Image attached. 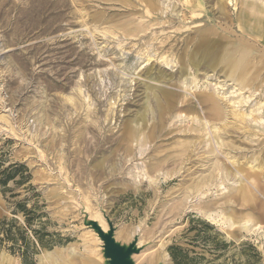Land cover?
Segmentation results:
<instances>
[{
  "label": "rangeland",
  "instance_id": "1",
  "mask_svg": "<svg viewBox=\"0 0 264 264\" xmlns=\"http://www.w3.org/2000/svg\"><path fill=\"white\" fill-rule=\"evenodd\" d=\"M153 2L0 0V159L30 176L0 187V259L102 264L84 209L139 235L137 264H264V0Z\"/></svg>",
  "mask_w": 264,
  "mask_h": 264
},
{
  "label": "trees",
  "instance_id": "2",
  "mask_svg": "<svg viewBox=\"0 0 264 264\" xmlns=\"http://www.w3.org/2000/svg\"><path fill=\"white\" fill-rule=\"evenodd\" d=\"M2 163L3 161L0 159V187L2 188L3 192L6 193L9 189L7 188L8 181L14 179L17 175H19V180L16 181V185H25L29 183L30 181V176L27 173V168L24 165H18V164H12L7 168H2ZM28 192H30V197L25 199L23 202L18 203L16 205V213H20L23 215L25 219V223L27 227H30L32 222L36 219L39 222L42 221V218L46 217L45 213H42V208L44 206H41L39 203V194L36 192L35 188L32 185H28L26 187ZM30 200H33V205L29 209L27 207V204ZM6 220L0 219V250H1V243H2V238L1 235L3 233L2 228L5 226ZM10 227L4 231V236L5 239L10 240V241H15V233L13 231H16V234H22V230L19 227L15 228V221L9 222ZM34 236H36V242L39 245V247H44V248H52L55 244H61L60 241H52V240H45L44 238V233L41 232H35L34 231ZM29 246L26 245V253L24 255V260L28 261L30 258V254L34 253L35 251L38 250V246L35 244L32 246V251H29ZM30 253V254H28ZM171 257L173 258L174 261L177 262V256L176 253L171 249ZM31 264L32 260H31Z\"/></svg>",
  "mask_w": 264,
  "mask_h": 264
},
{
  "label": "water",
  "instance_id": "3",
  "mask_svg": "<svg viewBox=\"0 0 264 264\" xmlns=\"http://www.w3.org/2000/svg\"><path fill=\"white\" fill-rule=\"evenodd\" d=\"M101 213L107 225L106 229L102 227L99 221L91 219L84 209L81 210L83 225L93 230L102 241V264H137L134 255L143 250L138 245L139 235L136 234L129 243L118 241L115 236L116 227L111 218L103 210H101ZM157 264H164V262L159 261Z\"/></svg>",
  "mask_w": 264,
  "mask_h": 264
},
{
  "label": "bare ground",
  "instance_id": "4",
  "mask_svg": "<svg viewBox=\"0 0 264 264\" xmlns=\"http://www.w3.org/2000/svg\"><path fill=\"white\" fill-rule=\"evenodd\" d=\"M146 4L147 5H149L150 7H154V2H153V0H146ZM243 20H245V17H242V22H244ZM257 21V20H256ZM255 21V22H256ZM142 22H143V20H142ZM143 24V23H142ZM155 26V25H154ZM176 27V26H175ZM213 27V26H212ZM141 31V30H140ZM203 31V30H202ZM216 34V33H215ZM115 36V35H114ZM218 39H220V38H218ZM222 39V38H221ZM145 41H146V39H145ZM224 41V40H223ZM157 42V41H156ZM221 42V41H220ZM248 48V47H247ZM249 57V56H248ZM157 59V58H156ZM234 67V70L238 67H236V65H234L233 66ZM231 75V74H230ZM230 77V76H229ZM232 100V99H231ZM247 100V99H246ZM152 101V100H151ZM238 110V109H237ZM214 113H215V117H220V115L216 112V109L214 110ZM229 115H230V118L231 119H233V121L235 122V123H241V122H244L245 121V116L243 115V114H240V113H236V112H233L232 114H231V111L229 112ZM168 116V115H167ZM229 119V118H228ZM232 123V122H231ZM222 126L223 127H227L228 126V124H227V122H223V124H222ZM215 127V126H214ZM244 128V127H243ZM212 129V128H211ZM214 129V128H213ZM218 129L220 130V127H218ZM217 129V130H218ZM221 131V130H220ZM225 132H227V131H225ZM208 133V132H207ZM217 135L215 134V133H213V139H216L217 137H216ZM203 137H204V135H203ZM210 137H211V134H210ZM209 137V138H210ZM201 139V138H200ZM212 139V140H213ZM211 140V139H210ZM202 141V140H201ZM188 145V144H187ZM197 145V144H196ZM199 146V145H198ZM192 149V148H191ZM186 154V153H185ZM187 158V157H186ZM196 161V160H195ZM215 178L213 177V174L212 173H209V174H207V175H205V176H203L199 181H196V182H194V183H192V185H191V187H189L187 190H186V196L187 197H190V196H192L193 194H196V193H198V192H202V190L205 188V187H207V186H209L212 182H213V180H214ZM188 210V209H187ZM198 210V209H197ZM98 213V212H97ZM204 214V216L206 217V218H210L209 217V215L207 214V213H203ZM95 215V214H94ZM100 215V214H99ZM93 216V215H92ZM102 216V215H101ZM94 217V216H93ZM100 217V216H99ZM212 217V216H211ZM97 218H98V216H97ZM103 220V219H102ZM99 221H101L100 219H99ZM104 221V220H103ZM212 222V221H211ZM101 223V222H100ZM104 223V222H103ZM102 225V227L104 228V229H106V225H104V224H101ZM44 259L45 260H47V262H49L50 263V260L52 261L51 263H54L55 261H56V259H55V261H53L52 260V257L51 256H48V255H45L44 256ZM71 259V258H70ZM69 259V260H70ZM0 264H13L10 260H8L7 258H1L0 259Z\"/></svg>",
  "mask_w": 264,
  "mask_h": 264
}]
</instances>
